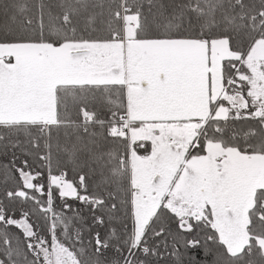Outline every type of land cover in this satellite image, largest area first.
Masks as SVG:
<instances>
[{"label": "snow or ice", "instance_id": "obj_1", "mask_svg": "<svg viewBox=\"0 0 264 264\" xmlns=\"http://www.w3.org/2000/svg\"><path fill=\"white\" fill-rule=\"evenodd\" d=\"M0 264H264V0H0Z\"/></svg>", "mask_w": 264, "mask_h": 264}]
</instances>
